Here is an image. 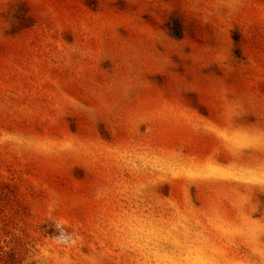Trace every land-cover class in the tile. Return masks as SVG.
<instances>
[{"label": "rangeland", "instance_id": "rangeland-1", "mask_svg": "<svg viewBox=\"0 0 264 264\" xmlns=\"http://www.w3.org/2000/svg\"><path fill=\"white\" fill-rule=\"evenodd\" d=\"M0 264H264V0H0Z\"/></svg>", "mask_w": 264, "mask_h": 264}]
</instances>
